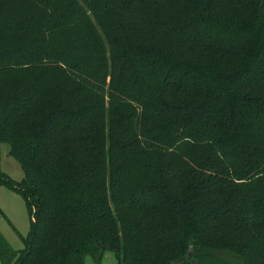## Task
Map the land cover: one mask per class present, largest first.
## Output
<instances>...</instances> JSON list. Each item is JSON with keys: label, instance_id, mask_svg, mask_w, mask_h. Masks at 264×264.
Wrapping results in <instances>:
<instances>
[{"label": "trees", "instance_id": "16d2710c", "mask_svg": "<svg viewBox=\"0 0 264 264\" xmlns=\"http://www.w3.org/2000/svg\"><path fill=\"white\" fill-rule=\"evenodd\" d=\"M1 144L0 264H264L262 0H0Z\"/></svg>", "mask_w": 264, "mask_h": 264}, {"label": "rangeland", "instance_id": "374dc122", "mask_svg": "<svg viewBox=\"0 0 264 264\" xmlns=\"http://www.w3.org/2000/svg\"><path fill=\"white\" fill-rule=\"evenodd\" d=\"M0 169L13 181L24 178L21 165L10 155V145H0ZM32 228V216L26 200L17 192L0 186V232L15 249L25 248L24 240L29 237ZM86 264H94L91 257ZM102 264H118L115 254L107 251Z\"/></svg>", "mask_w": 264, "mask_h": 264}, {"label": "water", "instance_id": "95a60500", "mask_svg": "<svg viewBox=\"0 0 264 264\" xmlns=\"http://www.w3.org/2000/svg\"><path fill=\"white\" fill-rule=\"evenodd\" d=\"M262 6H264V0H262ZM193 258H194V253L193 250L191 249L184 259L175 262V264H184V262L189 259H192V263L196 264V261Z\"/></svg>", "mask_w": 264, "mask_h": 264}]
</instances>
